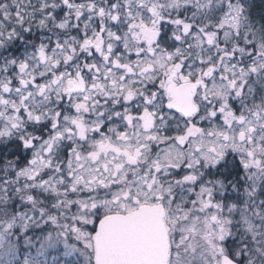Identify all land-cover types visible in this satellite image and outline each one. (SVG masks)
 <instances>
[{
  "label": "snow or ice",
  "instance_id": "1",
  "mask_svg": "<svg viewBox=\"0 0 264 264\" xmlns=\"http://www.w3.org/2000/svg\"><path fill=\"white\" fill-rule=\"evenodd\" d=\"M0 264H264V0H0Z\"/></svg>",
  "mask_w": 264,
  "mask_h": 264
}]
</instances>
